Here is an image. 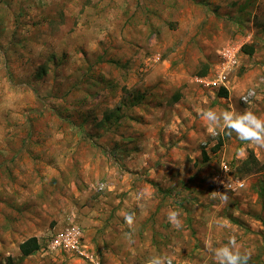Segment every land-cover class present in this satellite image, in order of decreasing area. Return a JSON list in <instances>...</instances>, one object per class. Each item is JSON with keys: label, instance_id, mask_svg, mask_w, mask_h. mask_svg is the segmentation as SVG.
Wrapping results in <instances>:
<instances>
[{"label": "rangeland", "instance_id": "rangeland-1", "mask_svg": "<svg viewBox=\"0 0 264 264\" xmlns=\"http://www.w3.org/2000/svg\"><path fill=\"white\" fill-rule=\"evenodd\" d=\"M240 1L0 0V183H18L0 192V264H86L46 247L71 223L101 264H216L231 236L264 264V148L196 111L264 118V0ZM230 45L228 88L207 86ZM222 162L246 182L227 202Z\"/></svg>", "mask_w": 264, "mask_h": 264}, {"label": "clouds", "instance_id": "clouds-1", "mask_svg": "<svg viewBox=\"0 0 264 264\" xmlns=\"http://www.w3.org/2000/svg\"><path fill=\"white\" fill-rule=\"evenodd\" d=\"M243 100L247 103V97L243 98ZM196 111L201 119L205 121L210 133L215 134L217 129L221 132H226L228 135L234 132L240 140L264 148V118L256 115L253 111L235 112L224 110L217 112L212 108H197ZM213 179L215 181L218 178ZM223 183L226 190L223 192L213 191L211 196L214 199L219 196L222 202H227L229 192L235 191L236 188L231 181ZM180 216L181 213L178 209H170L168 212V221L174 229L179 230L183 227ZM124 220L129 228H132L135 217L131 213H125ZM218 226L224 228L228 225L218 222ZM205 246L212 248L211 243L207 240L205 241ZM212 251L216 264H248L252 256L251 250H242V246L238 243L235 236L229 237L226 244L216 247ZM147 264H173V257L169 255H153L149 258Z\"/></svg>", "mask_w": 264, "mask_h": 264}, {"label": "built area", "instance_id": "built-area-1", "mask_svg": "<svg viewBox=\"0 0 264 264\" xmlns=\"http://www.w3.org/2000/svg\"><path fill=\"white\" fill-rule=\"evenodd\" d=\"M239 51L240 47L237 45H230L229 47L224 48L221 54L223 59L221 70L218 71L212 78L211 76H204L199 80L207 86L221 85L220 87L228 88V81H226L228 68H232L236 65L237 53ZM231 173L230 164L228 165L227 162H222L219 173L215 177L218 178L215 182L218 184L219 188L222 187L225 189L223 182L228 181H231L236 189H240L245 186V180L240 177L234 178V175ZM46 247L51 251L62 250L70 252L72 255H75L83 260L86 264H101L99 257L92 252L89 245L85 242L83 228L78 224L71 223L57 230L48 241Z\"/></svg>", "mask_w": 264, "mask_h": 264}, {"label": "trees", "instance_id": "trees-1", "mask_svg": "<svg viewBox=\"0 0 264 264\" xmlns=\"http://www.w3.org/2000/svg\"><path fill=\"white\" fill-rule=\"evenodd\" d=\"M248 51V53H252L253 52V48L245 50ZM207 71H203L201 72V75H205ZM220 93L222 95L227 96L228 92L227 89L222 88ZM254 159V158H253ZM256 163H259L257 159H254ZM41 245L39 242V239L37 236H31L28 239H26L25 241L21 242L19 245V249L21 252L22 256H28L30 254L35 253L36 251L40 250Z\"/></svg>", "mask_w": 264, "mask_h": 264}, {"label": "crops", "instance_id": "crops-1", "mask_svg": "<svg viewBox=\"0 0 264 264\" xmlns=\"http://www.w3.org/2000/svg\"><path fill=\"white\" fill-rule=\"evenodd\" d=\"M220 1H221L222 4L230 5V6H231V4H234V2H236V1L238 2V4L242 3L240 0H220ZM7 163H10V162H7ZM0 164H2V163H0ZM8 179H9L8 180L9 181L8 185H4L3 183H0V192H17L16 189H18V183L13 184V181H14L13 178L9 177ZM14 187H16V189ZM143 229H144L143 231H147L148 232V230H149V232L150 231L152 232L151 227L147 226V227H145ZM112 250L115 251L116 247L113 246Z\"/></svg>", "mask_w": 264, "mask_h": 264}]
</instances>
